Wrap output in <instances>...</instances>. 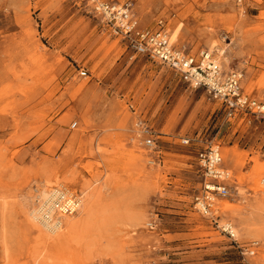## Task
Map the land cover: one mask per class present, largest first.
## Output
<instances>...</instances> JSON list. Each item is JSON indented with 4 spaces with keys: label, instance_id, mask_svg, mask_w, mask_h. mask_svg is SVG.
<instances>
[{
    "label": "rangeland",
    "instance_id": "rangeland-1",
    "mask_svg": "<svg viewBox=\"0 0 264 264\" xmlns=\"http://www.w3.org/2000/svg\"><path fill=\"white\" fill-rule=\"evenodd\" d=\"M118 1L142 27H179L174 45L241 71L264 101V0ZM131 55L79 0H0V264H264V118L225 121L202 89ZM186 135L218 143L231 172L216 222L193 208L202 179ZM45 181L89 197L58 243L29 215ZM224 221L240 245L258 242L253 256Z\"/></svg>",
    "mask_w": 264,
    "mask_h": 264
},
{
    "label": "built area",
    "instance_id": "built-area-1",
    "mask_svg": "<svg viewBox=\"0 0 264 264\" xmlns=\"http://www.w3.org/2000/svg\"><path fill=\"white\" fill-rule=\"evenodd\" d=\"M87 11L99 19L102 28L114 37H118L133 56H141L158 63L174 72L179 81L187 88L202 89L212 100L218 101L223 109L225 121L249 116L264 118V101L258 100L244 92L241 86L242 73L239 70L225 71L212 55L204 50L198 54L192 53L185 46H176L170 41L166 23L159 18L151 27L140 26L131 3L118 0H79ZM131 55V56H132ZM80 75H86V70H80ZM76 122H72L74 127ZM143 127L146 134L144 144L155 146L149 131ZM179 143L195 149L197 170L202 179L198 193L194 197L193 208L200 214L216 222L215 206L217 201L230 197L231 172L224 166L220 146L213 140L203 137L181 136ZM76 195L64 188L56 187L52 192V200L43 204L39 220L43 223L49 219L48 205L54 211H61L65 202L75 200ZM53 201V203H51ZM65 213L67 211V208ZM55 216L54 212L51 213ZM231 222L217 224L221 233L227 236L239 248L242 255L253 256L258 246L257 241L244 246L236 239L231 230Z\"/></svg>",
    "mask_w": 264,
    "mask_h": 264
},
{
    "label": "bare ground",
    "instance_id": "bare-ground-1",
    "mask_svg": "<svg viewBox=\"0 0 264 264\" xmlns=\"http://www.w3.org/2000/svg\"><path fill=\"white\" fill-rule=\"evenodd\" d=\"M179 30H180L179 27H175L172 29L170 33L171 42H174L177 40L178 35H179ZM212 47H215V45H213ZM217 52L224 58V62L226 63V65H228L229 59L224 56V53H225L224 49L219 48ZM51 187L52 186L50 182L45 181L42 183L40 188L37 190L38 191L37 194L35 195V200L37 199L39 205L37 207H34L33 206L34 202H33L31 204L32 207L29 210V215H30L31 220H33L35 223L40 225V227L39 226H35V227L41 232L42 235L47 236L46 239H48L49 241L53 243H58V240L60 239L61 235H63L66 232L63 226L68 228V230H71L75 225L71 216L75 212L80 213L84 210L87 212L88 207L90 206V203L87 204L89 197H88V194H85V197L82 195L80 197H76L75 200L68 199L65 202V205L63 204V206H60L61 211L59 210L54 211V209L51 208L50 205H48L49 219L46 218V220L43 221L42 223L39 220V216H41L43 204L45 203L46 205L48 204V202H50V200H52L51 196H52V192L54 188H51ZM51 203H53V201H51ZM218 207L224 210L230 209V206H228L226 202H222V201L218 204ZM66 208H67V211H69L67 213L63 212L65 211ZM52 212H54L55 216L51 214ZM230 228L235 233V235H237L236 228L233 226V224L230 226Z\"/></svg>",
    "mask_w": 264,
    "mask_h": 264
}]
</instances>
